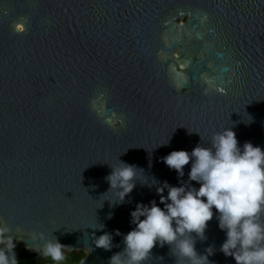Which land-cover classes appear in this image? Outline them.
Returning <instances> with one entry per match:
<instances>
[{
	"label": "water",
	"instance_id": "95a60500",
	"mask_svg": "<svg viewBox=\"0 0 264 264\" xmlns=\"http://www.w3.org/2000/svg\"><path fill=\"white\" fill-rule=\"evenodd\" d=\"M225 128L264 150V0H0V249L16 259L55 239L108 264L136 205L164 207L157 187L199 188L161 158ZM120 162L138 169L122 203ZM204 236L198 255L235 264L215 214ZM143 264L187 262L157 245Z\"/></svg>",
	"mask_w": 264,
	"mask_h": 264
},
{
	"label": "clouds",
	"instance_id": "9594fccd",
	"mask_svg": "<svg viewBox=\"0 0 264 264\" xmlns=\"http://www.w3.org/2000/svg\"><path fill=\"white\" fill-rule=\"evenodd\" d=\"M161 159L178 177L184 176V167L191 163L188 181L196 182L199 188L190 183L170 186L167 182L157 187L164 207L155 201L136 205L130 213L135 227L123 235V250L113 254L108 264H143L157 245L174 249L177 258L187 264H209L206 255L197 254L195 242L205 239L214 214L219 230L225 234L220 247L224 256L231 257L235 264H264V224L260 222L264 214V150L250 142L241 147L234 131L225 128L213 135L209 147L197 144L190 153L172 151ZM110 168L106 177L109 190H115L122 203L136 186L138 169L124 162ZM6 231L0 227V236ZM115 235L121 233L116 231ZM37 236L44 240L42 234L32 238ZM92 238L96 248L110 251L113 247L112 235L107 232L98 237L93 234ZM14 247L9 238L7 251L0 249V264H17ZM65 248L55 239L47 240L40 254L60 264L66 259ZM206 252L211 255L212 249Z\"/></svg>",
	"mask_w": 264,
	"mask_h": 264
},
{
	"label": "trees",
	"instance_id": "16d2710c",
	"mask_svg": "<svg viewBox=\"0 0 264 264\" xmlns=\"http://www.w3.org/2000/svg\"><path fill=\"white\" fill-rule=\"evenodd\" d=\"M0 248L6 249V243L3 240V235L0 236ZM82 255L83 254L81 252L75 251L65 253L66 259L60 262V264H76ZM17 260V264H53L50 259L44 258L40 253L28 254L24 251H21Z\"/></svg>",
	"mask_w": 264,
	"mask_h": 264
}]
</instances>
